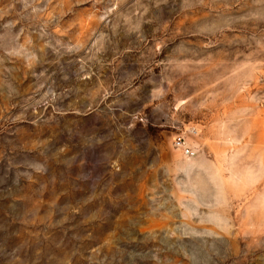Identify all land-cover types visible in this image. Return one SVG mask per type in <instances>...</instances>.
<instances>
[{"label": "rangeland", "instance_id": "obj_1", "mask_svg": "<svg viewBox=\"0 0 264 264\" xmlns=\"http://www.w3.org/2000/svg\"><path fill=\"white\" fill-rule=\"evenodd\" d=\"M0 264H264V0H0Z\"/></svg>", "mask_w": 264, "mask_h": 264}, {"label": "built area", "instance_id": "obj_2", "mask_svg": "<svg viewBox=\"0 0 264 264\" xmlns=\"http://www.w3.org/2000/svg\"><path fill=\"white\" fill-rule=\"evenodd\" d=\"M189 131L195 135L198 134L196 127H190ZM173 145L180 150L184 156L193 157L196 153V146L191 144L185 136L184 131L178 133L173 139Z\"/></svg>", "mask_w": 264, "mask_h": 264}]
</instances>
